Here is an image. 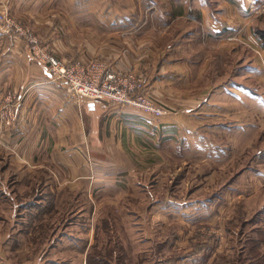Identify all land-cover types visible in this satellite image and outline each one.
<instances>
[{
  "label": "crops",
  "instance_id": "crops-1",
  "mask_svg": "<svg viewBox=\"0 0 264 264\" xmlns=\"http://www.w3.org/2000/svg\"><path fill=\"white\" fill-rule=\"evenodd\" d=\"M175 1H178L176 9L169 11L167 7L161 10L155 22L159 27H165L171 23H183L179 18L185 17L195 30L185 29L182 33L174 31L167 34L169 41L164 47L168 49V59L164 57L146 69L155 79L150 85L160 96L157 98L158 102L166 109L168 105L165 97L168 90H185L189 94L198 93L202 96L188 100L187 106H181L186 109H179L178 112L170 113L171 115L166 111L165 115L158 117L130 106L122 108L108 105L104 110L97 103L77 99L70 94L68 84L54 80L49 65L27 51L26 43L22 42L25 51L7 50L6 53L0 49V106L8 98L23 97L16 107L17 121L12 130L7 132L6 146H0V221L11 219L21 207L24 208L22 219L28 213L40 214L44 219L43 217L50 216L49 211L54 209L53 205L59 202L58 198L61 200L66 191L82 193L79 196L86 198L84 202L89 197L92 201L98 199L110 202V199L116 198L115 203H119L128 195L143 194L149 189V182L141 178V174H147L156 168L162 170L161 166L164 165L154 162V157L173 158V154L174 159H183L187 152L192 158L190 166L200 161L205 164L207 172L202 176L206 178L209 170L231 161L230 129L236 126L232 125V121L229 122L232 113L245 117L236 119L245 124L246 141L258 130L261 132L257 134L264 133V125L260 123V120H264V115L261 116L260 111H256L264 105L263 99L260 102L257 100V96L261 94L258 88L253 91L252 87L253 93H248L251 99H246L237 94L245 83L238 81V86L233 87L236 91L230 86L236 80L231 79L218 86L208 84L209 78L206 77L210 76L209 73H204V67L193 60H198L204 49L212 53L217 51L212 47L219 39L242 27V20L250 18L246 17L250 15L248 0ZM140 5V9L146 10L145 5ZM1 7H8L15 14H42L55 9L66 13L65 18L61 19L62 23L59 21L55 25L61 23L64 28L73 29L66 37L72 35L82 42L84 38L81 37L87 36L76 32V29H94L95 35L86 39L87 43L94 39V46L91 47L89 43L87 45L95 51L105 49L110 62L115 56H121L120 47L123 49L126 45L99 48V39L108 31V36L112 37L124 32L123 29L132 27L134 28L128 33L135 32L132 38H137L136 30L143 11L138 15L139 21H136L133 0H126L118 8L120 12L113 11L112 8L116 7L112 4L104 8V2L91 4L86 0H0ZM37 22L47 27L44 25L45 20ZM148 28L149 32L142 38L154 37L156 46L161 50L162 44L151 26ZM172 39L175 43H172ZM13 40L17 41L15 34L4 32L0 24V46L4 42L17 49L20 43L15 44ZM253 40L260 46L254 38ZM54 41L61 43L62 48L67 51L66 54L65 51L55 54L58 59L69 63L89 62L84 59L86 49L82 46L71 47L73 43L63 40L61 35L55 36ZM133 44L131 42L129 45ZM116 49L118 52L115 53ZM95 60L115 69L114 65L102 58ZM237 74L246 77L256 73L254 69L248 73L245 64L237 68ZM262 78L263 76H258L257 80ZM232 107L245 110L233 112L230 110ZM188 108L193 109L185 112ZM254 158L252 168L242 169L245 174L240 176L238 185L234 186L239 191L238 194L245 193L248 177L253 179L260 175L264 183V147L258 150ZM93 174L95 178H92ZM136 192L139 193L135 194ZM230 192L226 196L227 203L231 204ZM150 194L149 192L147 199L151 198ZM215 198L201 202L196 201L197 199L174 202L179 204L180 209L185 206H203L204 211L205 208L210 209ZM7 212H10V216ZM80 214L81 211L78 210L77 216ZM90 234L91 228L85 227V223H75L58 231L45 244L43 252L47 256L50 251L57 250L61 255L53 253L55 257L51 261L47 260L46 264H87V251L93 245ZM5 235H8L6 231ZM38 248L33 245L31 247ZM74 253H79L78 259L72 255ZM43 259L41 255L35 264H42Z\"/></svg>",
  "mask_w": 264,
  "mask_h": 264
},
{
  "label": "rangeland",
  "instance_id": "rangeland-1",
  "mask_svg": "<svg viewBox=\"0 0 264 264\" xmlns=\"http://www.w3.org/2000/svg\"><path fill=\"white\" fill-rule=\"evenodd\" d=\"M86 2L91 4L104 2V8L112 4L116 7L112 10L120 12L118 8L126 0H86ZM133 2L136 21H139L138 15L143 10L140 9V4L146 7V10L144 9L140 14L141 18L136 30L138 37L132 38L135 32L128 33L134 27L123 29L124 32H119V35L112 37L108 36L110 31L100 36L99 48L126 45L123 49L120 47L121 56H115L111 62L105 49L95 51L87 45L89 43L91 47L94 46V39L86 42V39L95 35L94 29L89 27L87 30L76 29V32L87 36L81 37L84 38L83 42L72 35L69 38L66 37L70 30L74 31L68 27L64 28L61 24V19L65 18L66 13L55 9L53 12L46 11L42 14H15L7 7V14L21 21L34 32L44 52L57 55L60 51H65L66 54L67 51L62 48V44L54 41L55 36L61 35L63 40L73 43L71 47L82 46L86 49L85 60L102 58L112 66L114 65L115 70L137 76L144 82L152 98L158 102L157 98L160 96L150 85L155 80L154 76L146 69L164 57L168 59V49L164 47V44L169 41L167 34L174 31L182 33L185 29L188 31L195 30V28L192 24H188L190 21L185 17L179 18L183 23L176 25L171 23L165 27H159L155 22L161 10L169 7V11H174L178 1L133 0ZM2 7L0 11L4 9ZM124 10L127 8L124 7ZM246 17L250 18L242 20V27H238L233 33L224 35L212 47L217 51L212 53L204 49L198 56L200 58L193 60L204 67V73H209L210 76L206 77L209 78L208 84L218 86L219 83L222 84L232 79L236 81L230 86L233 91H236L233 87L238 86V81L245 83L244 87L241 85L240 92L237 94L242 98L251 99L248 93H253L258 88L261 94L257 96V100L260 102L261 99L264 100V62L258 53L244 41L253 37L261 46L264 55V10L261 12L251 10L250 15ZM39 20H45L44 25L47 27L38 23ZM59 21L61 23L55 25ZM148 26H151L162 44L161 50L156 46L154 37L142 38L149 32ZM230 36L237 40L228 41L227 38ZM16 39L17 41L13 40V42L20 43L17 49L16 46L2 42L1 51L6 53L7 50L25 51L22 43L24 41L17 37ZM131 42H134L132 46L129 45ZM173 42L175 43L172 39ZM27 47V51H30L28 43ZM116 52L118 49L115 50ZM245 64L248 73L254 69L258 75L239 76L237 68ZM258 76H263V78L257 80ZM183 91L168 90L165 97L168 114L178 112L179 109H186L181 106H187L188 100L202 96L198 93L189 94ZM243 102L240 101V103ZM108 105L126 107L110 102ZM192 109L188 108L185 112H190ZM230 110L238 112L245 108L232 107ZM256 111H260L259 114L263 116L264 105ZM230 117L232 118L229 122L232 121V125L236 126L230 129L232 148L230 150L231 161L228 164L209 170V173L205 175L206 178H203L202 175L207 172L205 164L200 161L190 166L189 161L192 158L190 154L187 155V152L184 153L183 159L175 158V160L173 154V158L154 157V162L164 165L161 166L162 170L156 168L147 174H141V178L149 182V189H145L143 194L135 195L139 193L136 192L135 196L128 195L123 198L122 202L115 203L116 198L110 199L112 202L98 201V199L92 201L87 196V202H84L86 198L84 199L83 195L79 196L82 193L66 191L62 194L61 200L58 198L59 202L53 205L54 209L49 211L50 216H45L44 219L40 217V214H32V216L30 213L22 219L24 208H18L11 219L0 221V264H35L36 259L41 255L44 258L41 263L46 264L47 260L51 261L52 257H55L53 253L57 255L61 253L52 250L45 256L43 252L45 244L50 242L58 231L75 223L76 225L85 223V227L91 228L90 236L93 237L91 242L93 245L87 251V264H264V183L259 175L253 179L248 177L244 194H238L239 191L234 188L238 185L240 176L245 174L242 169L252 168L254 156L261 147H264V133L259 135L257 133L261 131L258 130L246 141L245 124L236 119L245 117L233 113ZM241 120L244 121V119ZM260 123L264 125V120H260ZM149 192L151 198L147 199ZM228 192L231 195V204L227 203ZM212 197L216 198L211 202L210 209L205 208L204 211L203 206H189V208L185 206L180 209L179 204L175 203L193 199L201 202V200ZM244 197H251V199L247 200ZM157 199L160 202H155ZM78 210L82 215L77 216ZM9 213L7 212L8 216H10ZM5 231L8 233L7 236ZM32 245L39 248L31 249ZM72 255L76 259L79 258V253Z\"/></svg>",
  "mask_w": 264,
  "mask_h": 264
},
{
  "label": "built area",
  "instance_id": "built-area-1",
  "mask_svg": "<svg viewBox=\"0 0 264 264\" xmlns=\"http://www.w3.org/2000/svg\"><path fill=\"white\" fill-rule=\"evenodd\" d=\"M247 9L249 12H261L264 10V0H248ZM0 24L6 33H14L15 36L29 44L30 53L46 62L56 81H64L68 84V91L77 99H85L94 102L101 108L108 107L110 103L122 106H132L146 111L154 116L165 115L167 109L152 98V94L146 89L141 79L132 73L117 71L112 67H107L97 60L89 62L69 63L58 59L50 52H44L39 45V39L34 32L23 25L21 21L13 19L7 14V8L0 11ZM228 41L237 39L230 36ZM244 43L258 53L264 62V55L261 46H258L253 37H249ZM23 99L8 98L0 106V146H6L5 138L7 132L12 130L17 121L16 107ZM94 177V174L92 175Z\"/></svg>",
  "mask_w": 264,
  "mask_h": 264
},
{
  "label": "bare ground",
  "instance_id": "bare-ground-1",
  "mask_svg": "<svg viewBox=\"0 0 264 264\" xmlns=\"http://www.w3.org/2000/svg\"><path fill=\"white\" fill-rule=\"evenodd\" d=\"M226 138V137H225ZM209 139H211V138H209ZM221 141H224V140H221ZM218 142V141H217ZM214 143H216V142H214ZM219 143V142H218ZM217 143V144H218ZM223 143V142H222ZM225 146V145H224ZM217 147V146H216ZM223 147V146H222ZM191 148V147H190ZM201 148V147H200ZM220 148V147H219ZM230 148H231V146H230ZM205 149V148H204ZM212 149V148H211ZM221 149V148H220ZM219 150V149H218ZM224 150V149H223ZM223 150H221V151H223ZM247 153V152H246ZM228 156V155H227ZM229 157V156H228Z\"/></svg>",
  "mask_w": 264,
  "mask_h": 264
}]
</instances>
